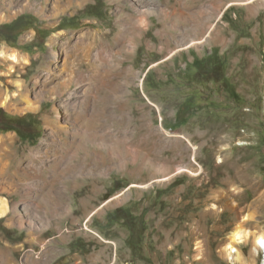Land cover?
<instances>
[{"label":"rangeland","instance_id":"obj_1","mask_svg":"<svg viewBox=\"0 0 264 264\" xmlns=\"http://www.w3.org/2000/svg\"><path fill=\"white\" fill-rule=\"evenodd\" d=\"M140 1L142 29L133 0H0V49L30 59L11 78L0 60V264H241L223 252L238 224L244 264H264V6Z\"/></svg>","mask_w":264,"mask_h":264},{"label":"bare ground","instance_id":"obj_2","mask_svg":"<svg viewBox=\"0 0 264 264\" xmlns=\"http://www.w3.org/2000/svg\"><path fill=\"white\" fill-rule=\"evenodd\" d=\"M83 1H86V0H54V4L55 5H53V12L56 14L57 12L59 13V14H64V12H67V11H69V10H71V8H73V7H77L78 5H80V3H82ZM119 1V0H118ZM134 1V3H133V5H134V8H135V11H136V19H135V17H133V19H135L134 21H133V24L134 25H136L138 28H140V29H142V27H145V25L146 24H148L147 23V21H146V18H147V16L150 14H148V12H147V16L146 15H144L142 12H141V10H142V7H143V2H141L140 0H133ZM243 2H244V4L245 5H248V4H250V3H252L253 1H257L259 4H261L262 6H264V0H242ZM241 1V2H242ZM53 4V3H52ZM87 4V3H86ZM82 5H85V4H82ZM47 6V5H46ZM120 7H122V6H120ZM45 8V7H44ZM144 8V7H143ZM49 9V8H48ZM78 9V8H77ZM144 12V11H143ZM164 12H166V11H164ZM53 13V14H54ZM57 13V14H58ZM167 14V13H166ZM167 15H169V14H167ZM172 15V14H171ZM121 16V15H120ZM59 17V16H58ZM5 19V18H4ZM125 19H127V18H125ZM170 19V18H169ZM122 21V19H120V20H118V22H117V24L119 25V27L122 29L123 28V26L121 25V23H119V22H121ZM128 22V21H127ZM129 22H130V20H129ZM131 23V22H130ZM131 25V24H130ZM147 26V25H146ZM124 30V29H123ZM183 32H185V31H183ZM126 33V32H125ZM83 34V33H82ZM86 34V33H85ZM85 34H84V36H85ZM89 37H90V35H88ZM93 39V38H92ZM80 40L83 42V41H85L86 39H84L83 37H80ZM89 41V40H88ZM115 41L116 42H114V43H116V46L117 47H124L125 45H124V43H125V41H126V36H125V34L122 32V31H119V33H117V35H116V38H115ZM89 42H91V41H89ZM93 43L95 42L94 40L92 41ZM92 43V44H93ZM103 43V42H102ZM88 44V45H87ZM86 45H85V47H84V49H83V52H82V55L84 56V58H85V60H89V58H88V56H90V52H91V49H92V44L91 43H87ZM193 44H196V42L195 41H192V43H191V45H193ZM75 51V50H74ZM108 52V51H107ZM111 54V53H110ZM91 58V57H90ZM78 59H80V58H78ZM78 59H76V60H78ZM95 59L97 60V62H99V64H100V66H97V67H95L97 64H94L93 63V65H95V66H93L94 68L92 69V71L90 72L91 73V77L92 78H95V77H99V71H100V69H102V67H104L105 69H109V64L107 65V63H109L110 62V60H111V58H110V56L107 54V53H105V50H102V51H100V52H98V54L96 55V57H95ZM0 60L2 61V62H4V63H6L7 65H9V66H7L8 68H7V73H6V75L8 76V77H10L11 78V76H13V74L15 73V71H16V69H17V67L18 68H20V69H23L24 70V68H26L27 66H29L30 65V59H29V57L27 56V55H25V54H23V53H21V52H19L18 50H15V49H10V50H5V49H3V48H1L0 49ZM81 60V59H80ZM88 60L86 61L87 63H89L88 62ZM92 61V60H91ZM96 62V61H95ZM78 64V63H77ZM87 65V64H86ZM103 65V66H102ZM89 66V65H88ZM92 66V65H91ZM102 66V67H101ZM77 67V66H76ZM84 67H85V65H84ZM101 67V68H100ZM64 68H65V66H64ZM64 68H63V70H61L62 72L64 71ZM90 68V67H89ZM85 69V68H84ZM88 69V68H87ZM72 71V70H71ZM86 71V70H85ZM68 72V71H67ZM74 73V72H73ZM85 73V72H84ZM84 73L82 72V73H80L79 75H77V76H74V75H69L68 77H70V78H68V80L66 81V80H64V81H62V83H61V86H65V87H69L71 84H72V80L73 81H75L74 83H80V82H83L84 81V79H85V75H84ZM75 74V73H74ZM77 74V73H76ZM88 75V74H87ZM101 76V75H100ZM59 78V77H58ZM61 78V77H60ZM63 78V77H62ZM66 79V78H65ZM100 80H101V78H100ZM15 84H16V86L17 87H21L22 85H21V83L17 80V81H15ZM13 86V85H12ZM60 87V86H59ZM66 90V89H65ZM105 92V91H104ZM77 96V95H76ZM103 96V95H102ZM112 96V95H111ZM16 97V96H15ZM70 97V96H69ZM106 97V96H105ZM10 96H9V93H6L5 95H3V96H1V98H0V107L1 108H4V109H7V110H9V108H11V105H10ZM78 99V98H77ZM103 100H105V102H108L107 100H109L108 98H104V97H102L99 101H97L96 103H100L101 101H103ZM69 101V100H68ZM67 101V102H68ZM89 101V100H88ZM25 108L23 109V111L24 110H26V111H29V112H31V111H37L38 110V105L39 104H37V103H35V102H33L32 100H30V99H25ZM104 102V101H103ZM102 102V103H103ZM72 103H74L73 101H72ZM72 103H70V104H72ZM95 103V104H96ZM92 105H93V103H92ZM39 111V110H38ZM96 113H98V112H96ZM88 116V115H87ZM46 118V117H45ZM47 120V119H46ZM49 121V120H48ZM92 122V123H91ZM49 123H50V121H49ZM88 123V122H87ZM86 124V123H85ZM89 124L90 125H92V127H94V123H93V121L91 120V121H89ZM88 125V124H87ZM81 126H83V125H81ZM73 128V127H72ZM95 128V127H94ZM52 129V128H51ZM61 129H64V127H60L59 128V130H61ZM69 129V128H68ZM50 130V129H49ZM55 130V129H54ZM56 131V130H55ZM57 131H58V129H57ZM86 131V130H85ZM88 131V130H87ZM53 132V131H52ZM52 132H50V133H52ZM64 132H66V131H64ZM58 133V132H57ZM82 134V133H81ZM71 135V134H70ZM75 135V134H74ZM76 136V135H75ZM80 137H81V135H79ZM51 137V136H50ZM58 137V136H57ZM56 137V138H57ZM83 137V136H82ZM81 137V138H82ZM89 137V139H94V138H96L97 137V131H95V133L94 134H92V132H91V135L90 136H88ZM87 137V138H88ZM11 138V137H10ZM5 139V138H4ZM60 140V139H59ZM63 141V140H62ZM88 141V140H87ZM1 142H4L3 141V138H0V143ZM8 142V141H7ZM49 142V141H48ZM47 142V143H48ZM52 143V142H51ZM65 143V142H64ZM50 144V143H49ZM56 144V143H55ZM50 145H52V144H50ZM62 145V144H61ZM53 146V145H52ZM57 146V145H56ZM55 147V146H54ZM51 148V147H50ZM79 148H80V146H79ZM193 149H194V147H192ZM64 151V150H63ZM194 151V150H193ZM46 152V151H45ZM63 153V152H62ZM13 154V153H12ZM44 154V153H43ZM42 156V155H41ZM48 156V155H47ZM86 157V156H85ZM36 158V157H35ZM63 158V157H62ZM51 159V158H50ZM49 160V159H48ZM142 161V160H141ZM148 161V160H147ZM220 162H222V160L221 159H219V163ZM58 165V164H57ZM141 167V166H140ZM21 168V167H20ZM141 169V168H140ZM201 170L199 169V170H196V172L195 171H192L191 170V168L190 167H186V166H184V167H181V168H179V169H177L176 170V172H175V174H182V173H189L190 175H194V174H196V175H198L199 174V172H200ZM73 172V171H72ZM195 172V173H194ZM3 173V172H2ZM9 175V174H8ZM36 176V175H35ZM63 176H64V174H63ZM66 176V175H65ZM4 177V176H3ZM54 178V180H57L59 177L57 176H55V177H53ZM53 180V179H52ZM53 180V181H54ZM1 182V181H0ZM3 182H1V184H2ZM13 183H15V182H13ZM51 184H52V181H51ZM3 185V184H2ZM6 188V187H5ZM7 189V188H6ZM9 190V189H8ZM7 190V191H8ZM6 191V192H7ZM13 192V191H12ZM10 193V192H9ZM26 194V193H25ZM48 196V195H47ZM9 197V196H8ZM12 197H14L13 195H12ZM57 200V199H56ZM48 202H50V204H55V202H57V201H55V198L54 197H52V195L50 194V198H48V200H47ZM9 204L10 203H8V201H7V199L6 198H1L0 199V219L1 218H5L8 214H9V211H10V207H9ZM23 204V203H22ZM57 204V203H56ZM59 204V203H58ZM251 218V216H243V218H242V221H245L246 222V220L247 219H250ZM241 220V219H240ZM249 237H250V233L248 232V230L247 229H245V228H243V226L242 225H237L236 226V228L234 229V231L232 232V234H231V237H230V241H229V243L224 247V249H223V252H224V254L226 255V256H228V258H231L232 260H234V261H236V262H239V263H241V264H244V262H243V255L241 254V252L239 251V248H238V246L239 245H241V244H243V243H246L247 241H248V239H249ZM261 248H263L264 249V233H256V234H253L252 235V252L253 253H257L258 252V249H261ZM264 251V250H263ZM264 254V253H263Z\"/></svg>","mask_w":264,"mask_h":264},{"label":"trees","instance_id":"obj_3","mask_svg":"<svg viewBox=\"0 0 264 264\" xmlns=\"http://www.w3.org/2000/svg\"><path fill=\"white\" fill-rule=\"evenodd\" d=\"M180 117H179V115H177V117H176V120H175V124H177L178 123V119H179Z\"/></svg>","mask_w":264,"mask_h":264}]
</instances>
